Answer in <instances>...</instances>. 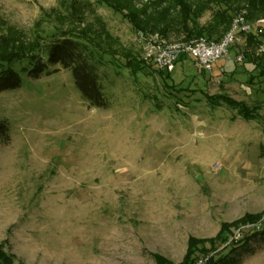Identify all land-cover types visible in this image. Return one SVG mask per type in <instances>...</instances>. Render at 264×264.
<instances>
[{"label":"rangeland","instance_id":"rangeland-1","mask_svg":"<svg viewBox=\"0 0 264 264\" xmlns=\"http://www.w3.org/2000/svg\"><path fill=\"white\" fill-rule=\"evenodd\" d=\"M151 1L133 4L154 11ZM218 9L199 24H214ZM96 19L113 41L105 38L106 53H97L107 107L90 105L60 66L30 79L17 64L21 86L0 93L8 125L0 137V247L23 264H157L155 254L178 264L194 234L191 216L214 202L221 178L235 191L251 185L247 164L235 172L229 161L264 162V76L251 83L237 59L244 34L211 71L182 56L163 74L144 60V41L123 12L100 0H0V42L45 44L90 28L94 36ZM230 30L217 27L212 40ZM164 38L190 37L176 26ZM131 59L142 69L128 67ZM223 93L257 117L209 101ZM236 226L194 258L235 263L232 250L249 236L230 242Z\"/></svg>","mask_w":264,"mask_h":264},{"label":"trees","instance_id":"trees-1","mask_svg":"<svg viewBox=\"0 0 264 264\" xmlns=\"http://www.w3.org/2000/svg\"><path fill=\"white\" fill-rule=\"evenodd\" d=\"M100 2L116 11L123 12L124 17L137 32L156 31L163 37H167L171 29L177 26L185 31L186 37L190 38L204 36L207 32L211 35L205 36L209 40L213 39L212 34L215 33L217 27H222L223 30L231 29L234 16L245 10L246 20L254 27L249 32L240 33L244 34L246 39V47L241 52L243 61L248 68L247 72L250 74L251 83L255 82L256 77L264 76V51L260 50L264 46V23H257L259 19L264 18V0H153L151 4L154 6V11H149V6L137 8L133 4V0H100ZM215 5L219 6L214 14L215 23L201 26L199 18ZM95 23L98 28L95 34L93 33L94 36L89 34L94 29L90 28L91 31L83 30L79 34L64 33L45 44H42L39 39L19 45L8 41L3 42L5 40L1 41L0 93L21 86L22 76L17 70V64H22L20 68L27 71L30 79H39L43 75H49L56 71V69L51 70L52 67L60 66L71 71L75 86L90 105L107 107L109 99L104 91L100 72L101 58L97 53L104 51L103 41L105 38L110 40V43L112 39L102 20L96 19ZM215 40L218 41V39ZM112 43L109 45L113 46ZM129 61L128 67L141 68V65L135 64L133 59ZM161 72L164 74L167 71L162 70ZM209 101L214 104H229L237 108L244 118L257 117V112L254 109L227 94L212 96ZM7 133V123L0 121V137H4ZM260 215L261 213L246 214L234 222L223 223L220 232L215 237L190 236L186 254L180 264H193L197 252H206L207 243H210L211 249L215 248L217 242L227 239L232 227L241 222L257 220ZM263 232L264 230L258 233ZM233 250H236V247ZM154 258L157 264H174L159 254H155ZM224 260V257L220 260L211 258L207 264H226L227 262ZM0 264L23 263H16L15 256L6 253L0 247Z\"/></svg>","mask_w":264,"mask_h":264},{"label":"crops","instance_id":"crops-1","mask_svg":"<svg viewBox=\"0 0 264 264\" xmlns=\"http://www.w3.org/2000/svg\"><path fill=\"white\" fill-rule=\"evenodd\" d=\"M251 142L252 139L249 138L248 143ZM262 155L264 156V153ZM229 162L234 165L235 172L238 171V165L247 164L246 169L251 174L248 176V181L251 185L245 190L235 191L233 186L235 182L229 184L227 180L221 178L215 186L218 193L215 195L214 202L204 205L202 214H192L191 223L194 229L192 236L215 237L220 232L223 223H231L246 214H260L264 211V162L256 163L252 161V158L251 161L243 159L235 163L232 159ZM234 171L231 168V175ZM245 242L241 250L238 247L232 250L230 259L235 263H231L264 264V232L250 234ZM182 259H179L178 264Z\"/></svg>","mask_w":264,"mask_h":264},{"label":"built area","instance_id":"built-area-1","mask_svg":"<svg viewBox=\"0 0 264 264\" xmlns=\"http://www.w3.org/2000/svg\"><path fill=\"white\" fill-rule=\"evenodd\" d=\"M246 11L237 13L232 22L231 30L225 36L216 41L209 40L205 36L191 37L186 40L171 42L159 34H147L139 32V38L144 41V60L152 62L161 70L172 72L176 68L178 60L182 56L194 59L198 65L211 71L213 64L221 58H229L230 48L236 36L241 32H249L254 25L245 18ZM257 23H264V18ZM264 51V46L260 49ZM238 61H243V55L237 56ZM264 230V212L257 220L246 222L235 227L233 236L230 240L239 241L246 233L255 234ZM207 258H197L193 264H207Z\"/></svg>","mask_w":264,"mask_h":264}]
</instances>
